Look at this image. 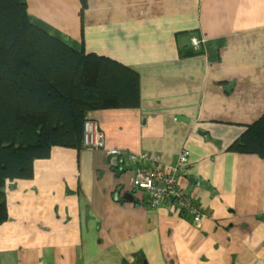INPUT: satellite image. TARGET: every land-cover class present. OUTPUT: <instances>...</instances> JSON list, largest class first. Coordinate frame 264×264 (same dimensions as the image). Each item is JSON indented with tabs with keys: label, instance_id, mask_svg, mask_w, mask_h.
Instances as JSON below:
<instances>
[{
	"label": "crops",
	"instance_id": "obj_1",
	"mask_svg": "<svg viewBox=\"0 0 264 264\" xmlns=\"http://www.w3.org/2000/svg\"><path fill=\"white\" fill-rule=\"evenodd\" d=\"M81 5L28 0V13L70 46L137 71L140 104L89 112L121 159L53 146L33 178L7 182L0 264H264V158L228 150L264 114V0ZM190 31L203 52L182 56L192 45L176 35ZM183 149L179 185L205 214L197 225L170 202L147 207L126 158L167 167Z\"/></svg>",
	"mask_w": 264,
	"mask_h": 264
},
{
	"label": "trees",
	"instance_id": "obj_2",
	"mask_svg": "<svg viewBox=\"0 0 264 264\" xmlns=\"http://www.w3.org/2000/svg\"><path fill=\"white\" fill-rule=\"evenodd\" d=\"M81 4L83 12L87 0ZM180 35L194 32H179L178 41ZM202 52L203 46L180 50L182 56ZM139 104L137 71L33 23L28 0H0V224L9 219L8 181L33 178L34 162L48 158L53 146L83 148L90 111ZM228 150L264 158V114Z\"/></svg>",
	"mask_w": 264,
	"mask_h": 264
},
{
	"label": "built area",
	"instance_id": "obj_3",
	"mask_svg": "<svg viewBox=\"0 0 264 264\" xmlns=\"http://www.w3.org/2000/svg\"><path fill=\"white\" fill-rule=\"evenodd\" d=\"M192 45L196 49H201L204 39L193 37ZM83 145L90 149H100L109 157L121 159L123 151L120 148L109 147L105 141V134L100 128L99 123L93 117L88 116L84 124ZM146 159L147 155H140ZM130 162H138V155L128 153L126 156ZM153 166L151 168L139 166L134 169L132 185L147 196V207L155 209L166 202H170L178 210L192 216L193 222L200 224L204 218V213L193 200V198L179 185V178L185 172L189 160L190 151L183 149L177 161L171 166H161L158 157L152 158ZM144 201V199H143Z\"/></svg>",
	"mask_w": 264,
	"mask_h": 264
},
{
	"label": "rangeland",
	"instance_id": "obj_4",
	"mask_svg": "<svg viewBox=\"0 0 264 264\" xmlns=\"http://www.w3.org/2000/svg\"><path fill=\"white\" fill-rule=\"evenodd\" d=\"M82 6V5H81ZM193 37H196V38H198L199 40L200 39H202V38H200L199 36H197V35H192L191 37H189V39H190V44L192 45V42H191V40H192V38ZM193 46V45H192ZM203 46V45H202Z\"/></svg>",
	"mask_w": 264,
	"mask_h": 264
},
{
	"label": "water",
	"instance_id": "obj_5",
	"mask_svg": "<svg viewBox=\"0 0 264 264\" xmlns=\"http://www.w3.org/2000/svg\"><path fill=\"white\" fill-rule=\"evenodd\" d=\"M127 199L128 200H132V196H130L129 194L127 195Z\"/></svg>",
	"mask_w": 264,
	"mask_h": 264
}]
</instances>
